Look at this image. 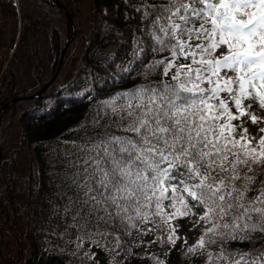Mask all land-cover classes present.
Masks as SVG:
<instances>
[{
    "label": "snow or ice",
    "instance_id": "obj_1",
    "mask_svg": "<svg viewBox=\"0 0 264 264\" xmlns=\"http://www.w3.org/2000/svg\"><path fill=\"white\" fill-rule=\"evenodd\" d=\"M101 13L104 77L86 74L88 104L47 145V251L57 264H264V0ZM109 80L105 99L90 95Z\"/></svg>",
    "mask_w": 264,
    "mask_h": 264
},
{
    "label": "trees",
    "instance_id": "obj_2",
    "mask_svg": "<svg viewBox=\"0 0 264 264\" xmlns=\"http://www.w3.org/2000/svg\"><path fill=\"white\" fill-rule=\"evenodd\" d=\"M5 7L12 13L14 22L18 23L20 10L24 35L10 60L9 67L1 78L0 86V264H57L54 254L47 251L48 232L45 230L47 201L44 193L47 191L46 160L49 156L47 145L55 144L57 138H67L73 122L88 104L87 98H82L81 91L86 87L87 73L104 77L105 61L101 59L103 51L113 46L109 27L111 20H102L101 8L109 0H90L91 30L87 39H83L84 53L77 62L73 77L61 84L63 68L56 80L42 93L40 97L30 99L42 90L52 80L59 65L63 48L69 42L66 59L75 42L72 23L68 16H74L75 6L82 0H58L65 7L62 10L54 0H5ZM32 25V26H31ZM68 37V38H67ZM123 46H118L116 52L122 53ZM27 61L26 81L19 76L20 65ZM108 61L107 63H110ZM45 63L50 72L45 70ZM111 71V70H109ZM63 85V87H62ZM120 85H117L119 87ZM91 96L103 100L104 92L112 88V81L107 84L97 83ZM17 99L16 102L12 100ZM6 106L4 111L1 109ZM19 127L21 136L14 141L8 152L4 153L3 136L6 132ZM13 142V143H14ZM16 146V147H15ZM30 154V169L37 170V184L44 185L39 189L30 188L28 175L23 176L18 170L21 151ZM24 197L23 216L25 221L24 238L28 242L27 256L15 258L4 246L3 235L10 228L9 218H12V207L9 199ZM183 223V220L180 221ZM190 243V241H189ZM19 256V255H18ZM170 264H175L171 261Z\"/></svg>",
    "mask_w": 264,
    "mask_h": 264
},
{
    "label": "rangeland",
    "instance_id": "obj_3",
    "mask_svg": "<svg viewBox=\"0 0 264 264\" xmlns=\"http://www.w3.org/2000/svg\"><path fill=\"white\" fill-rule=\"evenodd\" d=\"M58 6L65 10V7L59 3V1L54 0ZM6 3L5 0H0V86H1V78L7 68L9 67L10 60L14 58L15 51L17 49L18 44L21 41V38L24 35L23 32V22H22V16L20 13V10H17L18 13V23L16 24L14 22V17L10 12L6 9L4 6ZM74 16L71 17L68 16V21L72 23L73 27V36L71 38V43L75 42L73 44V47L70 51V55L66 59V51L69 46V42L67 45L63 48V51L65 50V55L63 59V63L61 66L60 71L58 72L57 67L56 73L53 75V78L49 83L39 92H44L58 77L60 74L63 65V73L61 75V84H65L68 80L73 77L77 62H79V59L81 58V55L84 53V46H83V39H87L88 35L91 30V21H90V13L93 10L92 9V2L90 0H82L78 5L75 6ZM70 17V20H69ZM32 26V25H31ZM68 38V37H67ZM61 53V55H62ZM27 61L20 65L19 69V76L21 78V81H26L25 76V70H26ZM45 70H48L49 67L45 63ZM50 72V69L47 71ZM58 72V73H57ZM30 99H34L33 96H30ZM21 136V130L19 127H15L13 130H10L9 132H6L3 136V149L4 153L8 152L12 145H15V142L20 139ZM15 141V142H14ZM14 142V143H13ZM16 147V146H15ZM0 161L2 157V149L0 147ZM20 153V160L18 163V170L21 172L23 176L29 174V162H30V154L28 151H21ZM11 202L12 207V218H9L10 228H7L3 235L4 240V246H6L11 254L15 255V258H25L27 256V247L28 242L24 238V227H25V221L23 216V202L24 197H18V198H11L9 199ZM191 242V240H189ZM19 255V256H18Z\"/></svg>",
    "mask_w": 264,
    "mask_h": 264
},
{
    "label": "water",
    "instance_id": "obj_4",
    "mask_svg": "<svg viewBox=\"0 0 264 264\" xmlns=\"http://www.w3.org/2000/svg\"><path fill=\"white\" fill-rule=\"evenodd\" d=\"M56 1H57V0H56ZM69 20H70V17H69ZM64 55H65V50L63 51V53H62V55H61V60H60V65H59V68H58V72H59L60 69H61V66H62V63H63V59H64ZM58 72H57V73H58ZM41 94H42V92L36 94V96L38 97V96H40ZM16 101H17V99L12 100V102H16ZM5 108H6V106H4V107L2 108V111H4ZM0 152H1V150H0Z\"/></svg>",
    "mask_w": 264,
    "mask_h": 264
}]
</instances>
